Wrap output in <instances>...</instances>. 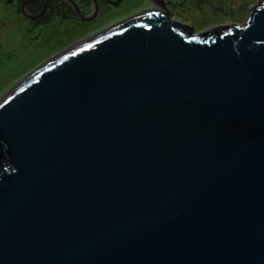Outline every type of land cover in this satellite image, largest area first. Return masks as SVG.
Instances as JSON below:
<instances>
[{
  "label": "water",
  "instance_id": "water-1",
  "mask_svg": "<svg viewBox=\"0 0 264 264\" xmlns=\"http://www.w3.org/2000/svg\"><path fill=\"white\" fill-rule=\"evenodd\" d=\"M152 3L0 98V264H264V0Z\"/></svg>",
  "mask_w": 264,
  "mask_h": 264
},
{
  "label": "flooded vegetation",
  "instance_id": "flooded-vegetation-1",
  "mask_svg": "<svg viewBox=\"0 0 264 264\" xmlns=\"http://www.w3.org/2000/svg\"><path fill=\"white\" fill-rule=\"evenodd\" d=\"M146 1L149 7L138 12L154 7L152 0ZM123 2L97 0L96 4L94 0H0V86L4 80H19L52 59V48L58 47V54L64 52L134 14L132 12L121 19L116 17L114 12ZM167 2L171 8L172 2ZM104 18L115 19L108 24L102 23ZM2 59L8 63L4 65ZM29 68L32 70L26 73ZM16 81L3 92L20 82Z\"/></svg>",
  "mask_w": 264,
  "mask_h": 264
},
{
  "label": "rangeland",
  "instance_id": "rangeland-1",
  "mask_svg": "<svg viewBox=\"0 0 264 264\" xmlns=\"http://www.w3.org/2000/svg\"><path fill=\"white\" fill-rule=\"evenodd\" d=\"M170 1L172 2V6H171L172 9L170 8L172 15L181 22L191 25L194 28L195 32H201L207 28L224 25V24H230V23H237L243 25L247 21L251 6L259 2V0H170ZM147 3L148 2L146 0H124L123 4L119 8H117V10H115L114 14H116V17L119 16V19H121V17L124 18L123 16L131 14L132 12H135L134 14L138 13L139 10L146 8ZM129 17H126V19ZM113 19L115 18H104L102 23L111 24L112 22H114ZM126 19H122V20H126ZM54 28H57V26H54ZM9 33L10 31H8V34ZM57 48L56 47L52 48V58L58 55L56 50ZM2 62L4 63V65L8 63L6 59H2ZM31 70L32 68H29V70L26 73L30 72ZM28 74L24 75V77H26ZM16 80L17 79L4 80L2 86H0L1 87L0 98L6 92L3 91ZM21 80L22 79L20 78L16 82H19Z\"/></svg>",
  "mask_w": 264,
  "mask_h": 264
},
{
  "label": "bare ground",
  "instance_id": "bare-ground-1",
  "mask_svg": "<svg viewBox=\"0 0 264 264\" xmlns=\"http://www.w3.org/2000/svg\"><path fill=\"white\" fill-rule=\"evenodd\" d=\"M24 78H25V77H24ZM24 78H21V79H24ZM9 90H10V89H9ZM9 90H8V91H9ZM1 97H2V96H1Z\"/></svg>",
  "mask_w": 264,
  "mask_h": 264
}]
</instances>
